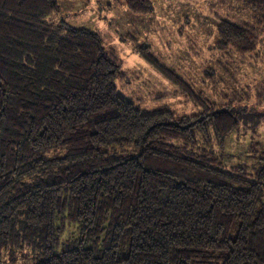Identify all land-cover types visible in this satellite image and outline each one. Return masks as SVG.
<instances>
[{"label":"trees","instance_id":"trees-1","mask_svg":"<svg viewBox=\"0 0 264 264\" xmlns=\"http://www.w3.org/2000/svg\"><path fill=\"white\" fill-rule=\"evenodd\" d=\"M61 5L0 0V264H264V144L252 169L215 150L246 106L187 86L198 113L143 108L98 30L51 21ZM254 6L264 24V0ZM217 32L224 51L262 42L257 23L227 16Z\"/></svg>","mask_w":264,"mask_h":264},{"label":"rangeland","instance_id":"rangeland-1","mask_svg":"<svg viewBox=\"0 0 264 264\" xmlns=\"http://www.w3.org/2000/svg\"><path fill=\"white\" fill-rule=\"evenodd\" d=\"M152 2V13L138 14L125 0H61V12L51 21L58 22L63 15L72 25L98 30L128 75L118 83L120 90L145 109L168 105L180 115L198 113L187 86L214 102L233 100L246 106L227 148L223 152L214 148L228 166L242 163L252 169L256 143L264 144V24L258 22L254 0ZM219 16L257 23L262 38L258 49L247 54L219 49ZM135 44H148L156 63L144 58ZM157 64L176 73L184 86L168 79ZM22 257L18 255L17 264H24Z\"/></svg>","mask_w":264,"mask_h":264}]
</instances>
